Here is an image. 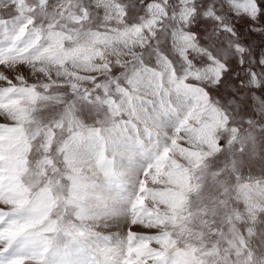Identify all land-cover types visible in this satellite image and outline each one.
I'll return each instance as SVG.
<instances>
[{"label": "snow or ice", "instance_id": "snow-or-ice-1", "mask_svg": "<svg viewBox=\"0 0 264 264\" xmlns=\"http://www.w3.org/2000/svg\"><path fill=\"white\" fill-rule=\"evenodd\" d=\"M197 2L178 0L180 15L190 7L189 20L202 15L224 25L214 5L199 4V12ZM225 2L235 13L247 16L253 27L264 29V0H255V13L247 0ZM144 5L150 9L152 0H144ZM12 7L13 16L0 18V103L21 98L19 122L27 123L30 148L17 181L23 195L12 203L0 200V232L11 230L0 239V264H133L129 249L136 241L163 235L150 232L152 225L144 222L149 218L138 216L139 197L147 191L141 189L140 180L156 174L164 152L172 147L173 134L186 128L185 120L191 122L201 109L209 111L204 96L228 124L231 110L247 126L243 144L234 143V150L264 160V79L255 70L244 69L246 79L233 73V83L225 87L227 62L209 51L193 53L188 48L181 54L172 48L183 62L178 73L175 63L160 49L163 37H157L151 21L146 27L125 19L123 37L119 29L102 32L91 28L94 12H103L104 5H85L83 0L55 6L50 0H13ZM122 13L130 17L127 6ZM176 15L174 12L171 19ZM223 29L235 36L230 25ZM146 32L150 38L144 42ZM190 34L198 40L196 32ZM109 39L128 48L123 63L117 49L107 44ZM174 39L171 30V45ZM102 40L107 56L95 51ZM137 47L142 48L138 53ZM233 50L241 53L243 67V45L237 44ZM146 57L155 62L149 63ZM80 63L92 71L77 73L69 67ZM218 63L223 67L217 77ZM259 63L264 66V58ZM21 65L35 69L43 79L29 82L21 71L13 78L9 69ZM208 85L223 87L228 110L211 99ZM232 130L240 131L237 125ZM35 150L39 159L32 160ZM222 150L218 142L216 151ZM172 158L169 152V162ZM7 168L0 161V176L7 177ZM7 184V180L0 183V191ZM41 189L51 194L47 208L38 203ZM121 218L127 221L122 230L108 227ZM249 251L246 248L241 259ZM161 252L163 249L151 257L152 264H169L167 254L161 256ZM199 252L203 258L204 250Z\"/></svg>", "mask_w": 264, "mask_h": 264}, {"label": "rangeland", "instance_id": "rangeland-1", "mask_svg": "<svg viewBox=\"0 0 264 264\" xmlns=\"http://www.w3.org/2000/svg\"><path fill=\"white\" fill-rule=\"evenodd\" d=\"M66 2L78 3L79 0H50L54 6ZM83 3L105 6L103 12H94L90 25L91 28H98L102 32H115L119 29L123 37L125 19L129 23H143L146 27L151 21L153 28L158 30L157 37H163V42L159 44L160 49L175 63L178 73L183 62L172 48L181 54L192 48L193 53L199 50L209 51L210 55L218 56L228 63L229 72L224 80L225 87L233 83V73H238L246 79L247 72L244 69L255 70L264 79V73H261L264 72V66L259 63L260 59L264 58V29L253 27V22L247 16L235 13L225 0H198L197 8L202 12L199 4L201 7L214 5L217 14L223 18L224 25H230L234 29L235 36L224 30V25L213 18L198 15L189 20L190 7L183 10L184 15H180L182 10L178 6V0H152L150 9L145 7L144 0H83ZM247 3L251 12L255 13V0H247ZM12 4L13 0H0V18L14 15ZM114 5L121 11L118 12ZM124 6H127L130 17H123ZM174 12L177 15L172 20ZM105 15L107 19H104ZM156 21L162 23L157 24ZM171 30L175 37L172 45ZM165 32L168 33L167 36ZM191 32L197 33L198 40L192 37ZM143 39L147 42L148 32L143 34ZM107 44L117 49L119 59L123 63L129 55L128 48L111 39ZM237 44L243 45L245 49L243 67L239 62L241 53L233 50ZM0 47H3V44H0ZM63 47L64 45H61V49ZM141 50V47L135 49L137 53ZM95 51L107 56L103 40ZM196 59L199 60L200 56L196 55ZM146 61L155 62L148 57ZM0 63H3V60H0ZM47 67L53 72L56 71L51 65ZM69 67L77 73L92 71L83 63ZM222 67L219 63L215 67L217 77ZM15 69L23 72L29 82L43 79L31 67L21 65L18 68H10L9 71L13 72ZM141 83L143 85V81ZM208 87L211 99L219 101L228 110L223 87ZM204 103L209 111L201 109L191 118V122L186 119V128L173 134L175 138L172 139V147L164 152V162L156 169V174L146 175L140 180L141 189L147 191L139 197L138 203L142 200L138 216L141 219L149 218L144 222L152 225L150 232H162L163 235L155 240L136 241L135 246L129 249L133 264H152L151 257L160 249H163L161 256L167 254L169 264H249L250 261L254 264H264V243H261L264 241V160L252 157L247 151L242 156L238 150H234V143L243 144L247 127L240 115L228 110V117L231 118V124H228L226 118L208 104L207 96H204ZM22 107L21 98L18 97L0 103V161L8 165L7 177L4 179V176H0V183L5 180L8 182L7 187L0 191V200H6L8 203L23 195L22 186L17 181L29 159L27 123L19 122L23 116ZM9 117L18 122L11 123ZM232 125L239 127V133L232 130ZM218 142L223 147L222 151H216ZM169 152L173 153L170 162ZM213 152L216 154L212 155ZM209 156L211 158H207ZM31 159H39L38 150L31 153ZM231 161H235V165ZM144 163L146 164L147 160ZM50 195L41 189L38 201L41 208L48 207ZM126 223V219L121 218L119 221H112L108 227L122 230ZM136 230L143 231L139 227ZM10 234L11 230L5 229L0 232V239ZM246 248L250 250L249 254L241 259ZM201 249L205 253L203 258L200 257Z\"/></svg>", "mask_w": 264, "mask_h": 264}, {"label": "crops", "instance_id": "crops-1", "mask_svg": "<svg viewBox=\"0 0 264 264\" xmlns=\"http://www.w3.org/2000/svg\"><path fill=\"white\" fill-rule=\"evenodd\" d=\"M13 15V14H12ZM9 17H11V15H9ZM149 38H150V36H149ZM12 69H14V68H12ZM15 72H17V70L15 69V70H13V72H12V75L14 76L16 73ZM4 179H5V177H3ZM141 198V197H140ZM142 200V199H141ZM141 200L139 201V205H140V203H141ZM115 224H117V223H115Z\"/></svg>", "mask_w": 264, "mask_h": 264}, {"label": "bare ground", "instance_id": "bare-ground-1", "mask_svg": "<svg viewBox=\"0 0 264 264\" xmlns=\"http://www.w3.org/2000/svg\"><path fill=\"white\" fill-rule=\"evenodd\" d=\"M6 118H8V117H6ZM8 131V130H7ZM172 198V197H171ZM173 201V200H172Z\"/></svg>", "mask_w": 264, "mask_h": 264}]
</instances>
